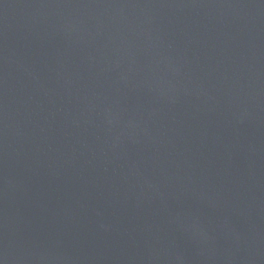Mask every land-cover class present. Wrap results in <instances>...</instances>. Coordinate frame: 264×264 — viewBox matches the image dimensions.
<instances>
[{"label": "water", "instance_id": "obj_1", "mask_svg": "<svg viewBox=\"0 0 264 264\" xmlns=\"http://www.w3.org/2000/svg\"><path fill=\"white\" fill-rule=\"evenodd\" d=\"M0 264H264V0H0Z\"/></svg>", "mask_w": 264, "mask_h": 264}]
</instances>
